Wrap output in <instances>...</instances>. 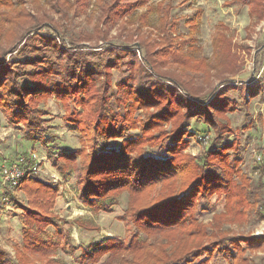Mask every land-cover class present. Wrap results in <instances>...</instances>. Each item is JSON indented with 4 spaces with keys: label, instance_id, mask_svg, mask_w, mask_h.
I'll use <instances>...</instances> for the list:
<instances>
[{
    "label": "rangeland",
    "instance_id": "374dc122",
    "mask_svg": "<svg viewBox=\"0 0 264 264\" xmlns=\"http://www.w3.org/2000/svg\"><path fill=\"white\" fill-rule=\"evenodd\" d=\"M103 1L5 0L0 7V45L8 47L0 49V62L35 69L48 88L24 102L26 113L41 121L38 139L21 116H12L11 98L0 91L9 100H1L6 110L0 106V250L13 264H171L183 254L198 264H264V21L255 22L237 0H147L144 7L130 0L113 11L107 7L120 0ZM19 12L27 16L18 18ZM44 24L62 39L47 26L29 33ZM18 36L24 39L17 42ZM216 38L226 42L219 56ZM82 65L98 71L85 75ZM45 68L52 74L38 70ZM172 80L191 102H206L213 125L203 123L205 115L189 107ZM168 85L176 89L164 91ZM110 125L119 131L110 149L124 145L131 163L165 154L177 170L147 187L131 179L105 191L103 202L87 201L88 181L104 180L87 170ZM47 142L56 147L47 149ZM26 156L45 185L36 194L2 176L5 162ZM204 159L216 168L213 185L203 179ZM197 181L182 225L156 227L138 218ZM107 239H117L120 249L87 255Z\"/></svg>",
    "mask_w": 264,
    "mask_h": 264
},
{
    "label": "trees",
    "instance_id": "16d2710c",
    "mask_svg": "<svg viewBox=\"0 0 264 264\" xmlns=\"http://www.w3.org/2000/svg\"><path fill=\"white\" fill-rule=\"evenodd\" d=\"M102 1L103 3L105 1L103 0H99ZM238 3L243 6V7H249L250 10V15L251 18L257 22V23H262L264 21V0H260V3L258 5H255V3L252 0H237ZM101 2V4H102ZM128 3L130 2V0H120V2L114 1L112 6H110V8L107 7V10L113 11L115 10V8H118L120 4L122 3ZM5 3V0H0V7H4L3 5H5V7L7 6L6 4H2ZM147 3V0H136V4L132 3L133 5L137 6V7H144ZM100 4V5H101ZM106 4V3H104ZM133 9L129 8V11H132ZM149 11V10H148ZM149 13L150 15L153 13L152 11L146 12L144 13L140 19H142L143 21L145 20H149ZM17 16V15H16ZM27 16V14L25 12H19L18 14V18L24 19ZM108 17V16H107ZM108 19V18H107ZM12 22V20H6L7 24H10ZM34 22H37V19L34 20ZM45 25V24H44ZM50 27L51 29L53 27H51L49 24H46L45 26L41 25L40 27L31 30L29 33H34L36 31H42V29L44 27ZM24 27V24H22V27L19 26V30L22 29ZM55 31V33L57 34L58 38L62 39L61 36L55 29H52ZM222 30V29H220ZM221 32V31H220ZM28 33V34H29ZM16 35V31L13 32V36ZM222 34H220L221 36ZM218 35V38L220 37ZM218 38L215 39L216 42V53L217 56H219V52L221 51L219 49V45H226V42L222 43V42H218ZM24 39L20 36H18V38L16 39L17 42H20ZM48 40L54 45V47L60 51H62V48L60 47V43H58V39L54 38L52 36H48ZM224 40V39H223ZM64 41V40H63ZM176 41V39L174 40ZM15 42V41H14ZM65 43V41L63 42ZM12 46L9 45V47ZM0 49L1 51H5L8 49V47H4V45H0ZM12 51V50H11ZM10 52V51H9ZM215 53V55H216ZM22 61H26V62H33L36 61V58H23ZM21 63V62H20ZM21 66H16L14 68H10L9 65H4V63L0 62V91L3 90V92H5V95L7 98H11L10 99V110H11V114L12 116L15 117H20L19 119H21V121L25 122L26 127L29 130V134L32 137L35 138H40L42 137L41 135H43V130H40V124L41 121L37 120V116L34 115H30V111L29 113H26V111L28 110V107L24 106V102H25V98L27 96L29 97H34L36 95H40L43 94L45 89H48L47 87H45V85L43 84V81H41V79L38 77V74L36 72V70H25V68L23 69L22 64H20ZM144 63L146 65H148V67L150 69L154 68L153 64L151 63V58L149 56H145V61ZM30 66L33 65V63H29ZM82 70V72L85 75H94L97 73L98 70L96 71H92V68H88V66H86L87 69L84 68V66L82 65L80 67ZM23 69V70H22ZM38 70H44L47 72H50L49 74H52L51 69H38ZM5 82V83H4ZM172 85H174L176 88H178L180 91H182V93L184 95H186L187 97V101H190L191 96L184 91L183 87L176 81L172 80ZM7 85V86H6ZM173 86L168 85L167 87H162L163 90H167L169 91V89H176V88H172ZM150 91L152 89H149ZM179 91V92H180ZM140 92V91H139ZM142 93H147V91H142ZM175 96L176 97H181V95L178 92H175ZM144 97H147L148 100H150L149 96H146L144 94H141ZM3 96H1L0 94V106L2 108H4L5 110L7 109V107L9 106V104L3 106L1 103V100H3L5 103L9 102V100H5L4 98H2ZM195 97V96H194ZM193 99V98H192ZM196 99V98H194ZM197 102H191L189 103V107L190 108H194V111L198 110V115L201 112V115H205V118L203 120V123L206 125H213V123H215V118L212 117L211 119V112H207L204 107L202 106L203 104H205L206 102H204V100L202 99H198ZM3 102V103H4ZM212 105H210V110L213 109V111H216V107L217 105H219V99H214L212 100ZM7 106V107H6ZM215 106V107H213ZM3 109V110H4ZM168 114L167 111L163 110L160 114V118L161 119H165L166 115ZM39 120H41V118H38ZM109 124H111V122H109ZM105 131L102 132L100 134V137L98 138V151H100L101 147H106V148H102L101 152H96L95 153V157L92 159L90 166L88 167L87 170V174L89 175H94L95 173H97L98 171L101 173V175L104 177L103 181H99V180H91L90 176L88 177L89 180L88 183L86 184V187L84 189L85 191V195H86V199L89 202L95 203L93 201L97 200V201H101L103 202L102 196L104 195L105 191L107 190H113L115 188L124 186V185H129L131 184L130 180L132 179L133 181L135 180L136 184L138 186H150L153 184H156L160 181H162L163 178H167L170 177L171 175H173V173L175 172L176 167L174 168L172 166L171 161L169 160V157H167L165 154H156L151 156L150 158H142L139 160H135L133 163L130 162L129 157L127 156V154L125 153L124 149L125 146L123 145V147H121L120 149H110V144L112 141L115 140V135L119 134V131L117 129H115V127H113L112 125L106 127L104 126ZM95 134H96V128H93ZM45 139H48V136H45ZM29 140H33V139H29ZM96 141H94L93 143H95ZM52 142H47L46 144H44V146L47 149H51L52 147H56L55 144H53L52 146H50ZM127 143L129 144L128 147H131L132 143H130L129 141H127ZM170 149V148H169ZM170 151V150H169ZM172 151V150H171ZM168 154H170L168 152ZM69 155V154H66ZM68 157V156H66ZM146 159V160H145ZM207 161H205V159L203 160L204 165V171L208 170L207 172H209V174H211V170L216 169V168H212L211 166H207ZM133 166V169L131 170L130 167ZM21 167L24 169L25 174L24 176H22L21 178L18 179L17 181V185L15 188L19 187L20 189L22 187L26 188V191H28L29 193H32L33 190L36 194V192L40 189V188H44L45 185H43L39 180H37L35 177L36 171H37V166L34 165V163L29 159V157L26 156L25 161L21 164ZM175 169V170H174ZM210 170V171H209ZM204 174L203 175V179L207 182L210 183L211 185L214 184L211 183L212 180V174ZM64 177V176H63ZM135 177V178H134ZM37 185L38 188H32V189H28L30 185ZM198 181L195 182L192 186L191 189L189 191H187L186 193L182 194L181 197H178L176 199H172L170 202L165 203V204H161V205H157V206H153L150 207L146 210H142L139 213V219L143 220L144 223L147 224H151L154 223V225H156V227H169V228H175L178 227L180 225H182L183 223H185L187 221V218L184 217V213L186 211H188V207H189V203L191 202V198L194 195V193L197 191V186H198ZM202 185V184H200ZM216 185V184H215ZM220 185V184H218ZM217 185V188H219V186ZM10 188V186H9ZM12 188V187H11ZM205 188V187H204ZM23 189V188H22ZM188 194H190L188 196ZM9 195V193H8ZM196 227V226H195ZM196 229V228H195ZM196 231V230H195ZM197 234V232H196ZM119 241H117V239H107L106 242H100L97 245H93L88 247L89 249L87 250V255L89 257H92L93 255L96 254H104V253H108L114 250H117L118 248L120 249V245H122L121 243H118ZM182 243V241H181ZM180 249V246H179ZM187 255L183 254L182 256H180L179 258H176V261H172L171 264H198L199 262H195L189 259H187ZM0 264H13V262H11L10 260H8V258L5 256V254L0 250Z\"/></svg>",
    "mask_w": 264,
    "mask_h": 264
},
{
    "label": "built area",
    "instance_id": "2783aa9c",
    "mask_svg": "<svg viewBox=\"0 0 264 264\" xmlns=\"http://www.w3.org/2000/svg\"><path fill=\"white\" fill-rule=\"evenodd\" d=\"M24 161L25 158H22L20 162H16L15 164L5 162L4 165L2 166V171H1L3 178L10 184L17 183L18 179L24 176L25 174L24 169L21 167V164Z\"/></svg>",
    "mask_w": 264,
    "mask_h": 264
}]
</instances>
